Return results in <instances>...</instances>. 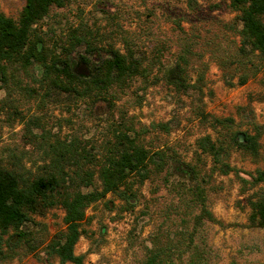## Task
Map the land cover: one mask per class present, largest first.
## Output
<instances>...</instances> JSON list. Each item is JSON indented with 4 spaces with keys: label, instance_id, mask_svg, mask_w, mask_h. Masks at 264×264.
Instances as JSON below:
<instances>
[{
    "label": "rangeland",
    "instance_id": "1",
    "mask_svg": "<svg viewBox=\"0 0 264 264\" xmlns=\"http://www.w3.org/2000/svg\"><path fill=\"white\" fill-rule=\"evenodd\" d=\"M23 4L0 0V13L15 20ZM236 16L227 0H65L63 7L51 8L34 26L50 51L62 55L69 40L80 37L91 48L82 40L72 57L99 62L109 50L130 52L146 74L122 91L111 89L106 103L47 89L37 82L41 70L35 63L26 71L9 67L11 79L0 82V165L38 174L51 155L50 145L74 144L96 156L110 126L127 121L141 131L143 146L173 152L195 167V183L216 221L203 220L194 233V244L204 247L209 263L264 264V229L248 225V201L264 199L263 184L252 181L255 172H264V59L240 51ZM175 66L185 74L184 92L166 79ZM240 76H246L241 86ZM199 109L214 118H230L233 133L253 135L257 128V156L229 147L219 157L230 170L223 173L196 149L199 138L222 139L225 133L200 121ZM163 175L138 188L130 210L110 195L86 209L82 228L87 234L73 247L83 264H141L154 233L191 230L198 208L190 207L188 193L178 196L173 178L163 183ZM61 218L57 207L32 216L21 227L30 246L8 239L0 248V264H43L41 250L63 229ZM12 235L8 231L2 239Z\"/></svg>",
    "mask_w": 264,
    "mask_h": 264
},
{
    "label": "trees",
    "instance_id": "2",
    "mask_svg": "<svg viewBox=\"0 0 264 264\" xmlns=\"http://www.w3.org/2000/svg\"><path fill=\"white\" fill-rule=\"evenodd\" d=\"M227 1L232 11L237 13L236 19L240 24V51L255 52L264 59V0ZM64 2L24 0L15 20L0 13V82L5 85L11 79L9 67L26 71L35 63L41 70L37 82L47 89L55 88L90 101L101 98L108 103L107 95L111 89L122 91L134 78L143 77L146 72L130 52L121 54L117 50H109L106 59L99 62L94 59L88 62L79 55L72 57L70 52L82 40L86 47L91 48V43L80 37L73 36L66 48H62V55H56L45 47L34 26L51 8H61ZM77 63H80L81 70L75 68ZM88 71L90 76L83 78L81 74L87 75ZM184 78L185 74L179 71L178 66L166 75L177 92L187 89ZM245 81L246 76H240L237 85L241 86ZM196 117L213 130L225 131L223 135L219 132L222 139L211 140L206 135L195 142L199 153L210 156L223 173L230 170L219 157L229 147L253 158L257 156L260 135L257 128L253 135L233 133L229 131L233 123L230 118H214L201 109L196 111ZM117 125L110 126L111 131L96 156L74 144L50 145L51 155L43 162L38 174L30 175L0 165V248L12 237L30 246L31 241L21 227L31 222L32 216L41 217L47 210L57 207L62 211L63 229L49 237L41 250L40 260L43 264H50L49 259H55L57 264H83V256L75 255L73 247L80 237L87 234L82 228L86 209L110 195L123 202L125 211L130 210L136 201L138 188L153 176L163 173V183L167 184L168 177L173 178L177 182L173 184L178 196L188 193L191 196L188 203L190 207H197L198 213L192 217L189 231L154 233L149 246L145 247L141 264H210L204 247L194 244L196 227L203 220L216 222L205 207L204 191L195 183L198 175L195 167L181 161L173 152L143 146L140 143L141 131L134 130L129 122L122 120ZM239 134L241 142L236 138ZM252 181L264 186V172H255ZM183 199L177 198L178 201ZM248 205V225L264 229V199L248 201ZM8 231L13 235L3 240L2 236Z\"/></svg>",
    "mask_w": 264,
    "mask_h": 264
},
{
    "label": "water",
    "instance_id": "3",
    "mask_svg": "<svg viewBox=\"0 0 264 264\" xmlns=\"http://www.w3.org/2000/svg\"><path fill=\"white\" fill-rule=\"evenodd\" d=\"M75 68H77L78 70H81L80 68V63H77V64H75ZM88 69H85V71H87ZM90 72L88 71V74L87 75H83V74H81V76L83 77V78H87V77H89L90 76V74H89ZM236 138H237V140H238V142H241L242 141V136L239 134V135H237L236 136Z\"/></svg>",
    "mask_w": 264,
    "mask_h": 264
}]
</instances>
